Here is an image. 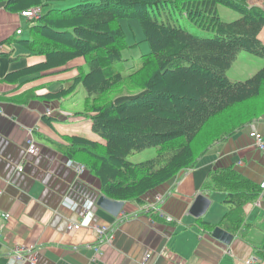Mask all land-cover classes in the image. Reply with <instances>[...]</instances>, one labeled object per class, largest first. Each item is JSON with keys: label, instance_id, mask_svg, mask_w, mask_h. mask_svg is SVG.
<instances>
[{"label": "trees", "instance_id": "trees-1", "mask_svg": "<svg viewBox=\"0 0 264 264\" xmlns=\"http://www.w3.org/2000/svg\"><path fill=\"white\" fill-rule=\"evenodd\" d=\"M10 12L41 7L28 37L19 42L47 62L10 75L17 81L28 74L59 68L84 58L82 72L67 94L82 84L92 113L93 131L107 145L79 137L70 139V156L87 167L115 201L142 202L151 194L197 166L218 142L233 137L264 117V69L246 82L227 76L238 52L264 58V8L250 0H3ZM241 14L224 22L218 9ZM213 32V38L192 34L180 21ZM122 20H139L150 46L140 66H128L129 45ZM155 147L157 156L142 163L129 158ZM204 189L226 194L229 212L217 226L237 234L246 223L244 208L264 197V188L233 165L213 170ZM264 258V252L262 253Z\"/></svg>", "mask_w": 264, "mask_h": 264}, {"label": "crops", "instance_id": "crops-1", "mask_svg": "<svg viewBox=\"0 0 264 264\" xmlns=\"http://www.w3.org/2000/svg\"><path fill=\"white\" fill-rule=\"evenodd\" d=\"M81 2L70 0L54 7L67 9ZM30 24L0 0V211L10 215L0 239V264H30L13 257L22 248L31 249L27 256L36 254V264H264V197L245 206L246 223L239 233L220 227L233 236L225 243L214 237L216 229L206 225H219L229 212L226 194L204 189L213 170L231 165L262 185L264 151L250 133L264 137V117L216 143L197 166L156 195L142 202L121 201L122 211L112 215L98 205L105 196L101 181L69 152L73 137L107 145L93 131L83 85L62 94L87 71L85 59L7 80L47 62L45 56L19 44L29 36ZM124 55L130 60L127 65L134 66L128 52ZM32 130L40 149L37 155L28 153ZM157 196L163 197L160 204ZM198 197L210 201L199 217L191 212ZM70 225L80 228L70 231ZM103 226L114 235L111 241L98 238L95 227Z\"/></svg>", "mask_w": 264, "mask_h": 264}, {"label": "rangeland", "instance_id": "rangeland-1", "mask_svg": "<svg viewBox=\"0 0 264 264\" xmlns=\"http://www.w3.org/2000/svg\"><path fill=\"white\" fill-rule=\"evenodd\" d=\"M249 4L251 6H260L264 8V0H250ZM72 6H76V4L70 5V7ZM218 12L221 19L227 23L235 22L241 18V14L225 6H220ZM180 23L189 32L197 36L203 38H213L216 36V34L213 32L204 31L197 28L196 26H193L192 24L188 23L184 18L181 19ZM121 24L126 32L128 44L140 43L137 49H130L125 52H128V56L132 58L131 65L139 67L141 62L139 56L141 54H146L150 52L149 44L147 42H143L145 40V35L141 23L139 20H122ZM259 37L264 40V29L259 35ZM262 69H264L263 57H258L247 51H240L238 52L231 68L227 71V76L233 82H246L252 76L259 73ZM157 150L158 149L155 147L144 149L142 151L134 153L129 158V160L134 163H142L149 161L157 156ZM188 170H185L180 173L178 177Z\"/></svg>", "mask_w": 264, "mask_h": 264}, {"label": "built area", "instance_id": "built-area-1", "mask_svg": "<svg viewBox=\"0 0 264 264\" xmlns=\"http://www.w3.org/2000/svg\"><path fill=\"white\" fill-rule=\"evenodd\" d=\"M43 15V9L41 7H33L31 9L25 10L21 12V16L28 21H36L41 18ZM18 35H21L23 33L22 30H19ZM48 115H51V111H48ZM250 136L255 140V144L257 148L261 151H264V137L261 133L257 131H253L250 133ZM40 149L39 146L34 138V131H30L29 138H28V153L30 155H37L39 153ZM24 166H19V171H23ZM262 188H264V181L262 183ZM163 202V197L157 196L156 198V204H160ZM156 204H152L151 207L157 209ZM10 219V215L8 213H4L0 211V239L3 235V227L6 222H8ZM170 221H172L171 217H168ZM80 228V225H70L68 227V230H78ZM95 232L98 235V238L100 241H111L114 238V235L109 231V228L103 226V227H95ZM31 249H18L15 252V255L13 256L15 259H17L19 262H29L30 264H36L37 258L36 254H30L27 256V252H30ZM151 257V255L146 256V260H148ZM251 262H249L250 264Z\"/></svg>", "mask_w": 264, "mask_h": 264}, {"label": "water", "instance_id": "water-1", "mask_svg": "<svg viewBox=\"0 0 264 264\" xmlns=\"http://www.w3.org/2000/svg\"><path fill=\"white\" fill-rule=\"evenodd\" d=\"M98 205L111 213L112 215L118 216L119 213L122 211L125 203L121 201H114L106 196H102L99 199ZM210 206V201L206 200L204 197H198L196 203L191 209V212L195 216H201L207 208ZM214 237L218 240H221L225 243H230L233 236L225 231L224 229L218 227L214 232Z\"/></svg>", "mask_w": 264, "mask_h": 264}]
</instances>
